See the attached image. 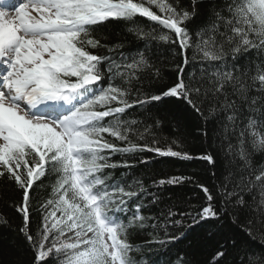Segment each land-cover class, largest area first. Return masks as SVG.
<instances>
[{
    "label": "snow or ice",
    "instance_id": "obj_1",
    "mask_svg": "<svg viewBox=\"0 0 264 264\" xmlns=\"http://www.w3.org/2000/svg\"><path fill=\"white\" fill-rule=\"evenodd\" d=\"M203 3L0 0V178L21 192L17 233L32 264H190L186 253L155 258L185 236L186 220L212 222L208 264H264L255 228L264 237V166L253 161L264 154V0H208L206 23L190 28ZM112 21H123L143 50L109 45L99 30ZM150 42L181 58L176 81L158 94L144 86L160 77ZM165 98L196 114L211 151L174 150L179 136L159 146L161 119L149 113ZM144 152L212 169L222 160L223 171L210 170L211 186L193 176L148 185L131 171L148 163ZM53 176L48 198L31 195ZM185 183L202 194L198 208L163 204L167 187ZM133 235L143 239L133 243Z\"/></svg>",
    "mask_w": 264,
    "mask_h": 264
},
{
    "label": "trees",
    "instance_id": "obj_2",
    "mask_svg": "<svg viewBox=\"0 0 264 264\" xmlns=\"http://www.w3.org/2000/svg\"><path fill=\"white\" fill-rule=\"evenodd\" d=\"M183 2L187 5L188 0H183ZM207 9L208 0H204V3L200 6L199 14L194 18L190 28H196L206 23ZM153 10L158 11L155 8ZM138 20L144 21L145 18H138ZM99 33L107 37L109 45L123 43L124 47L120 49L121 52L134 53L136 49L143 50V42H138L132 34L128 33L127 26L123 21L107 23L100 28ZM149 48L151 49L149 55L153 64L160 69V77L154 80H146L144 86L145 89L158 94L176 81L175 64L181 58L173 55V50L169 45L150 42ZM252 55V53H249L248 57ZM245 59L246 57H242L238 63L244 64ZM196 67H199V62H197ZM204 108H207V104L204 105ZM140 111L143 112V110ZM149 115L161 119V124L156 129L157 137L161 140L160 147L167 148L170 146L171 140L179 136L183 140V145L180 148L171 145L174 150L187 151L193 156H199L206 150L211 151L208 148V141L202 138L197 131V127L202 125V121L191 109L177 102L175 98H165L161 102H156L151 107ZM133 116L136 117V113H133ZM136 118L143 120L142 115ZM177 121L179 122V127H177ZM213 127H216L214 123L208 125L209 129ZM140 131H143L142 127ZM210 135H215V133L210 132ZM138 142L143 143V141ZM219 142L217 139L216 143L218 144ZM116 143L119 144L120 142L116 141ZM142 155L148 160V163L146 165L137 163L131 171L136 176L142 177L148 185L152 184L153 179H167L172 176H193L200 183L211 186L213 181L210 178V170H215L218 175L223 171L222 160H218L216 168L212 169L211 165L198 159L185 161L174 157H161L150 152H144ZM113 159L119 160L120 156L118 154L114 155ZM253 161L257 166H264V154H255ZM120 171H124V169H118L117 175H119ZM54 181V176L46 179L44 181L46 187L36 189L31 195L40 200L48 198L51 193V184ZM201 196L199 189L191 183L169 186L163 192V204L174 203L180 208L191 209L193 206L198 208L203 202ZM168 197H171V199H168ZM20 199V190L10 182L0 178V264H32V252L17 233L18 227L22 224V219L14 206L20 202ZM32 205L35 207L36 199L32 200ZM152 211L155 212L156 209L153 208ZM39 221L40 218L33 212L31 216L33 231H35ZM189 223L190 220H186L183 225L182 230L185 236L176 241L174 245H170L167 253H160L156 256V259L174 257L177 253H186L190 264H208V260L214 250V240L209 236V232L214 231V229L210 228L212 222L192 225L191 227L188 226ZM255 228L257 229V239L264 238L259 231L261 225L257 223ZM225 230L228 231L229 229L226 228ZM130 239L133 243H140L143 237L133 235ZM241 239L244 240L248 248L254 251L259 250V245L255 241L247 240L243 235H241Z\"/></svg>",
    "mask_w": 264,
    "mask_h": 264
}]
</instances>
